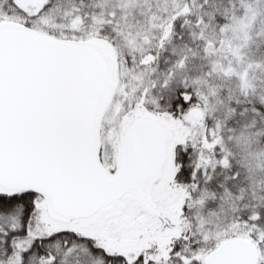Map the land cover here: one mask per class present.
<instances>
[{"label":"snow or ice","instance_id":"obj_1","mask_svg":"<svg viewBox=\"0 0 264 264\" xmlns=\"http://www.w3.org/2000/svg\"><path fill=\"white\" fill-rule=\"evenodd\" d=\"M0 264H264V0H0Z\"/></svg>","mask_w":264,"mask_h":264}]
</instances>
